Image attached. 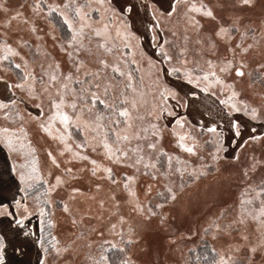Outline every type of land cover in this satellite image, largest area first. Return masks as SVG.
<instances>
[{"label":"rangeland","instance_id":"rangeland-1","mask_svg":"<svg viewBox=\"0 0 264 264\" xmlns=\"http://www.w3.org/2000/svg\"><path fill=\"white\" fill-rule=\"evenodd\" d=\"M3 2L9 11L0 10V40H6L13 47L19 48L28 59L30 68L38 76L44 75L45 84L36 83V91L40 93L47 86L45 72L49 71L50 64L59 62V71L66 74L75 59V55L69 57L61 47L69 38V30L64 24L57 25L56 19L63 22L59 12L54 11L51 18L46 9L35 15L32 11L34 0ZM45 2L62 7L66 0ZM174 2L176 12L169 16L167 13ZM74 3L87 5L83 11L88 14L93 28L108 24L111 39L107 43L109 46L116 45L113 52L104 53L98 45L106 38L97 37L92 29H87L83 39L85 50L79 53L80 59L84 61L79 73L81 78L85 71L95 70L98 54H103L109 63L121 56L120 66L132 74L131 83L135 91L124 89L128 83L126 76H113L110 68L106 73L113 76V96H119L124 89V95L129 101L124 106L129 108L131 120L125 122L121 117L119 119L122 123L119 126L108 123V128L114 131L118 129L121 135L129 136V140L121 142L119 147L127 149L129 157L134 159L135 154L131 149L139 145L145 158L150 154L155 158L156 150L146 147L147 143L155 142L157 149L162 148L173 157L189 161L190 167L183 181L179 174L172 176L169 186L174 188L176 199L165 202L163 197L158 198L156 195L157 192H164V185L168 184L162 175L158 174L154 178L150 174L151 170H145L142 166L136 172L125 164L109 163L101 148V136L92 130L94 125H85L82 131L71 124L70 143L75 145L85 142L86 147L80 151L112 167L119 183L113 184L102 170L93 176L89 162L72 160L69 163L67 155L60 154V142L40 128L41 121L50 114L49 97L59 95L57 88L63 82V76L57 81L56 87L48 86V91L43 93L41 99L45 116L39 120L35 118L39 115L35 108L38 101L27 100L25 93L17 90L14 97L17 100L16 110L23 118L7 119L3 115L5 110L0 109V118L5 119L4 122L1 120L0 128H19L22 125L25 129L24 133H16L23 138L24 146L17 143L15 150L10 151L17 173L27 172L28 167L25 165L31 166L35 157L39 175L43 181L48 182L47 187L54 183L55 175H62L65 181L54 192L47 193V197L51 200L49 214L53 221L50 228L52 237L56 238L59 247H67L68 250L59 255L54 250L50 251L47 264H94L102 255L109 259V252L117 248L123 253L121 260L129 261L130 264H221L222 259L225 264H264V217L253 219L254 210L264 201V195H258L264 187V139L249 140L245 144L252 134V128L257 130V135L264 132V115L257 120H252L243 112L232 113L230 116L220 104L224 98L223 93L213 89L216 92L213 95L212 91L204 92L202 88H196L184 79L183 71L188 69L193 76H201V70H212L207 62L213 61L217 74L235 84V90L239 93L238 101H244L249 107H255L259 113L264 114V0H251L248 5L242 4L241 0H74ZM192 3L211 7L216 19L205 17L202 13H191L202 25L197 29L185 14ZM129 5L132 8L130 12ZM109 9H115L114 16ZM17 12L22 14L21 17L5 25V20ZM153 12L156 13L155 17ZM24 18L29 23H24ZM156 20L159 21V27L155 29L157 39L153 40L151 25ZM218 22L225 27L235 24L236 30L231 32L232 39L228 43L213 37L215 46H212L209 36ZM32 23L37 29L35 33L30 31ZM125 25L128 31L139 38L132 41L134 47L131 50L124 49V41L116 35L117 28L123 31ZM22 40L27 41V45L22 44ZM161 45L172 57L171 61H163ZM89 48L91 54L86 50ZM230 49L234 50L237 65L243 61L242 77H237L234 70L219 72L223 60L233 59L234 53ZM128 51L131 54L125 55ZM13 60L21 63L20 57H14ZM124 60L128 62L124 63ZM133 60L136 62L132 63ZM173 68L181 71L172 72ZM0 77L8 82H18L17 72L9 62L0 63ZM1 82L6 88L5 82ZM161 83L176 91L182 103H186V107H177L174 100L166 102L172 111L184 118L183 128L177 125V131L189 132L195 137L197 155L189 154L179 147L172 131L174 118L167 113L158 121L163 130L161 136L155 137L149 128L151 123H157L156 117L160 112ZM73 87L79 88L80 85L69 83V89ZM192 92H196V95H192ZM0 93L3 92L0 90ZM66 98L72 99L71 91ZM104 98L101 89L100 99ZM0 99L6 98L0 96ZM133 99L136 101L134 108L131 107ZM66 110L71 112L70 108ZM97 111L107 114L104 106L97 103L92 108V115L88 112L82 114V121L91 120ZM230 120L240 121L242 131L239 137L233 135L229 127ZM212 123H217L218 131L223 134L220 159L215 162L212 160L215 134L207 131ZM56 128L62 126L57 123L53 129L54 134ZM144 128H149V131L145 133ZM102 131H107V128ZM108 135L109 141L115 142L113 133L109 132ZM187 142L191 143V140ZM93 148H96L95 152ZM48 151L56 156L59 168L52 163ZM237 155L238 159L235 158ZM159 159V173H163L167 167L166 157L161 156ZM200 165L205 167L200 168L197 176L190 179L191 169L199 168ZM65 166L73 169L70 175L64 173ZM177 166L174 159L173 167ZM125 173L137 177L132 183L137 193V199L133 202L128 201L123 188L122 176ZM149 186L152 188L151 193L147 191ZM73 188L80 191L73 193ZM36 200L29 198V204L35 206ZM137 203L144 205L145 209L152 207L157 214L151 216L146 211H136ZM158 203L164 204V207L156 209L154 205ZM64 204L69 206L70 211L64 210ZM40 206L43 207L42 204ZM121 216L124 217L122 222ZM38 224V216L29 217L24 230H38ZM112 224L116 225L115 229L111 228ZM44 238L47 246L54 243L49 238L46 240L45 233ZM253 248L254 252L251 251ZM40 258L39 249V258L37 256L35 261ZM121 260H115L113 264H120ZM23 261L31 264L29 257L23 258Z\"/></svg>","mask_w":264,"mask_h":264},{"label":"snow or ice","instance_id":"snow-or-ice-1","mask_svg":"<svg viewBox=\"0 0 264 264\" xmlns=\"http://www.w3.org/2000/svg\"><path fill=\"white\" fill-rule=\"evenodd\" d=\"M178 2V0H177ZM242 4L248 5L251 4V0H241ZM87 5H77L74 3V0H66L64 3L63 10L61 5H50L45 2V0H34V4L32 5V11L35 15H39L44 9L49 13V18H51V14L55 12H59V16L63 20V24L69 30V38L66 42L61 44V47L64 49L66 54L69 57L75 55V59L73 60L69 70L66 74H63L59 71L60 64L59 62H55L54 64L49 65V71L45 72L47 75L46 85L40 93L36 91V83L39 82L41 84H45L44 75L38 76L34 70L30 68V64L27 58H25L19 48L13 47V45L6 40H0V63L9 62L11 67L17 72V80L18 82H8L4 80V77H0V81H4L7 84L8 89L11 92V96L6 99H0V109H4L3 115L7 119L15 120L17 118L22 119L21 113L16 110L17 100L14 98L17 90L23 91L25 93V97L27 100L31 101L35 99L38 101L35 104V108L38 110L39 115L35 117L36 119H41L45 116L43 111V100L41 99L43 93L48 91V86L56 87L57 81L63 76V82L60 83L59 88H57V92L59 95H51L49 97V112L50 114L46 117V119L42 120L40 123V128L47 133L49 136H52L53 139H56L60 142L62 147L60 148L61 155H67L68 162L70 163L72 160L79 161H87L91 165V174L93 176L100 170H102L108 180H110L113 184L119 183L117 181L115 174L113 172V168L104 165L97 159H92L90 156L83 154L80 149L86 147L85 142H80L78 144L70 143L71 140V132L70 125L75 124L77 128H80L83 131V126L85 125H94L92 128L93 132L97 135L101 136V148L103 150L104 156L107 158L109 163L115 162L117 164H125L127 167H132L136 170V172L140 171L141 166L145 170H151L150 174L155 178L158 174L162 175L165 180L168 181V184H165L164 192H157V197H163L165 202L167 200H175L176 192L172 186H169L172 183V176L174 174H179L181 181H183V176L186 172L189 171L190 162L180 160L179 157H173L171 154L164 152L162 148L157 149V144L155 142L147 143L146 147L149 150H156L155 158L150 154L147 158L143 155L142 148L138 145L136 148L131 149V151L135 154V158L132 159L129 157V151L125 148L119 147L121 142L128 141L129 136L127 134L121 135L120 131L113 130L112 128H108V123L119 126L122 121L119 118H124L125 122L131 120V113L128 107L124 105L128 103V97L124 95V89H135L132 86V74L131 72H126L120 66L119 61L121 60V56H117L116 59L109 63V61L104 57L103 54L97 55V66L95 70L85 71L83 73V78L79 75L80 69L84 64V61L80 59L79 53L81 50H85V46L83 43L84 36L86 34L87 29H92V32L97 37H105L106 40L98 45V48H102L104 53L113 52L116 45L109 46L107 43L108 39H111L109 35V25L104 24L103 26H97L95 28L92 27L88 14L83 11V8ZM0 10L4 12H8V8L4 6L3 0H0ZM132 10L131 5L128 7V11ZM110 13L114 16L115 9H109ZM176 12V3L174 2L171 5L170 11L167 15L171 16ZM197 12L202 13L205 17L211 18L213 20L216 19L214 11L211 7L200 4L197 5L192 3L186 10V15L188 16L189 22L192 23L197 29L201 28L202 25L198 20H195L191 13ZM21 13L17 12L14 15L8 17L5 20V25H10L11 21L21 17ZM153 17L156 16V13H152ZM24 23H29L27 18H24ZM159 27V21L156 20L151 25L153 29V40L157 39L155 35V29ZM236 30V25L233 24L231 26L225 27L221 25L219 22L217 23V27L214 32L209 36V42L212 46H215V39L220 40L222 42L228 43L231 41V32ZM30 31L35 33L37 31L35 24L32 23L30 26ZM117 37H120L124 43L122 47L126 50H131L134 45L132 43L133 40H138V37H135V34L127 30V26H124V30L122 31L120 28H117L116 32ZM38 39L40 37H37ZM200 42V41H198ZM22 44L27 45V41L22 40ZM167 43V41H165ZM71 49V51H69ZM37 52L40 51L39 46H37ZM89 54H91V49H86ZM246 51L247 49H243ZM233 51V49H230ZM160 52L163 57V61H171L172 57L165 51L164 47L160 46ZM131 54L130 51L126 52L125 55ZM20 57L21 63H15L13 58ZM127 60H124V63H127ZM136 61L133 60L132 63ZM209 71H202L201 76H193L191 74V70L183 69L185 75L184 79L188 81L189 84L195 85L196 88H202L204 92L212 91L213 89H218L221 93L224 94V98L220 100V104L224 106L228 114L231 116L232 113H240L243 112L248 115L252 120H257L261 118V114L258 112V109L255 107H249L248 104L244 101H238L239 93L235 90V84L227 81L222 75H218L217 71L214 70L216 65L213 61L209 60L208 62ZM111 69V73L113 76L118 74L120 77H127L128 83L125 84L124 89L120 91L119 96H113L112 88H113V76H108L106 73L108 69ZM231 70L235 71L237 77H242L244 75L243 69V61H240L239 64H236L235 61V53L233 55V59H225L222 61V66L219 68L220 73H228ZM43 71V70H42ZM172 72L181 71V69L173 68ZM75 73V75H74ZM69 83L79 84L80 87H73L69 89ZM101 89L103 91L104 99H100ZM69 91H71L72 99L68 100L66 97L68 96ZM160 97L162 104L160 105V112L156 117L157 123H151L149 128L152 130V133L155 137H159L162 135V128H160L158 121L163 117L165 113L167 115L174 118V124L172 126V131L174 135L177 137V143L180 148L184 149L187 153L197 155V141L195 137L191 135L189 132H180L177 131L176 126H180L183 128L184 118L179 117L175 111L171 110V107L167 105L168 100L176 101L177 107H186V103H182V98L179 94L170 89L166 84L161 83V87L159 89ZM213 95H216L215 91H212ZM192 95H196V92H192ZM102 104L104 108L107 110V114L101 111L95 112L93 118L89 121H82V114L84 112H88L92 115V108L97 104ZM136 106V101L133 99L131 101V107ZM71 109L69 112L66 109ZM59 123L62 128H56L54 134V126ZM130 126V125H129ZM229 127L233 132L235 137H239L241 135V123L238 120H230ZM107 131H102L106 129ZM149 128H144L143 131L147 133ZM201 129L203 130V125H201ZM25 129L21 125L19 128H9L3 127L0 128V140L8 147L9 151L15 150L16 144L19 143L21 147H23L22 137L17 136L16 133H24ZM207 131L209 133L215 134V139L213 140V144L215 145V151L212 153V160L218 161L220 159V152L223 146V134L218 131L217 123H212L208 126ZM256 129H251V135L248 137V140L245 141V144L248 143L249 140L257 141L264 139V132H261L259 135L256 134ZM112 132L115 136V142L109 141L108 133ZM191 140V143L187 141ZM35 152V149H32ZM92 151H96V148H93ZM48 156L51 159L52 163L56 166V168L60 167V163L57 161V158L51 151H48ZM166 157V165L163 173H159L158 165L160 164V157ZM238 159V155L235 157ZM176 160L177 167H173V160ZM202 159V158H201ZM28 167V171H21L19 173V182L23 187H19L18 191L23 193V197L21 199L13 198V201L9 203H3L0 201V215L11 217V224H15L16 231L23 234L25 237H33L34 242L38 243L39 249L41 252V258L39 259L38 264H47V257L50 251L55 252L56 255H59L63 251H67V247L61 248L58 246V241H56L55 237H52L54 243L49 247L46 245L44 232L46 227V222L49 227L52 226L53 221L49 214L47 205L51 203V200L48 199L47 193L54 192L59 186L65 183L62 175H55L54 183L50 184L44 191L42 195H44V199H37L35 201V206H31L29 204V192L28 189L32 188L36 181H42L43 177L39 175V170L35 162V157H33V162L31 166L25 165ZM163 167V165H161ZM205 167V165H200L199 168H192L189 178L196 177L200 168ZM13 171H16L15 166H13ZM73 169L71 167H64L65 174H71ZM51 174V173H50ZM137 179L136 175H128L124 174L122 176L123 188L126 190L127 198L129 202H133L137 199V193L132 188V183ZM47 184V181H43ZM97 188L100 187L99 184L96 185ZM180 187H183V182H181ZM80 190L78 188H73L72 192L76 193ZM149 193L152 192L151 186L147 188ZM40 195V194H38ZM258 195H264V187L260 189ZM43 203L45 206L41 207L40 204ZM119 203V202H117ZM103 204V201H101ZM14 205V206H13ZM154 207L156 209H162L164 204H155ZM64 210L66 212L70 211L69 206L64 204ZM135 210L138 212H147L151 216H155L157 213L152 210V207H148L145 209L142 204H135ZM255 215H253V219H260L264 217V201H261V205L258 209L254 210ZM252 215V213H249ZM38 216L39 224L38 230L34 228H29L25 231L26 221L29 220V217ZM124 217L121 216L120 220L123 221ZM75 222V221H74ZM116 225L112 224L111 228L115 229ZM219 228V225H216ZM131 231V230H130ZM51 236V233H49ZM131 243V240L128 241ZM19 250V249H17ZM251 251H255V248L251 249ZM0 264H7L5 257V241L4 237L0 236ZM94 264H110L107 256H101L99 261H94ZM120 264H130L129 261L121 260ZM221 264H225L223 259L221 260Z\"/></svg>","mask_w":264,"mask_h":264},{"label":"crops","instance_id":"crops-1","mask_svg":"<svg viewBox=\"0 0 264 264\" xmlns=\"http://www.w3.org/2000/svg\"><path fill=\"white\" fill-rule=\"evenodd\" d=\"M9 81H12L9 78ZM0 81V93L1 97L8 98L11 96V92L6 86L3 87ZM4 95V96H3ZM15 95H17L15 93ZM5 119L0 118V122ZM13 158L10 154L8 147L0 140V201L3 203H9L15 199H21L23 193L18 191L19 187L23 185L19 182V174L17 171H13ZM14 206V205H13ZM11 217L0 215V235L4 237L5 241V257L7 264H27L23 261V258L29 257L31 264H36L39 261H35L36 257L39 258V246L34 242L33 237H25L20 232L16 231L15 224H11ZM19 249V250H17ZM31 251V253H28ZM20 258V259H19Z\"/></svg>","mask_w":264,"mask_h":264},{"label":"trees","instance_id":"trees-1","mask_svg":"<svg viewBox=\"0 0 264 264\" xmlns=\"http://www.w3.org/2000/svg\"><path fill=\"white\" fill-rule=\"evenodd\" d=\"M56 22H57V25L58 26H62L63 25V22L61 21V19H56ZM47 188V185L42 181H37L34 186L32 188H29L28 189V192H29V198H32V199H40V200H43L44 199V195H42L45 191V189ZM40 194V195H38ZM43 205V207L45 206L43 203H41ZM47 208H48V211L50 209V204L47 205ZM51 227H49L47 225V222H46V228H45V234L47 236L46 240L49 238L50 242L52 241V239H50L52 237V234L51 236L49 235V233H51V230H50ZM1 236V235H0ZM109 262L111 264L115 263L114 261L115 260H121V258H123V253L120 249H115V250H111L109 252Z\"/></svg>","mask_w":264,"mask_h":264}]
</instances>
